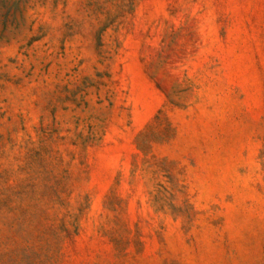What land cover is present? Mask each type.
Returning a JSON list of instances; mask_svg holds the SVG:
<instances>
[{
	"label": "rangeland",
	"instance_id": "obj_1",
	"mask_svg": "<svg viewBox=\"0 0 264 264\" xmlns=\"http://www.w3.org/2000/svg\"><path fill=\"white\" fill-rule=\"evenodd\" d=\"M89 2L0 10L5 213L57 264H264V0Z\"/></svg>",
	"mask_w": 264,
	"mask_h": 264
},
{
	"label": "trees",
	"instance_id": "obj_2",
	"mask_svg": "<svg viewBox=\"0 0 264 264\" xmlns=\"http://www.w3.org/2000/svg\"><path fill=\"white\" fill-rule=\"evenodd\" d=\"M20 0H0V10L5 19L15 9ZM87 5L95 4L98 13L96 19L104 27L121 22V19L133 11L135 0H104L101 6L98 0H90ZM3 178V174L0 173ZM9 187L5 181L0 183V264H57L59 250L55 238L67 232L61 223H55L48 217L8 216L5 210L12 204L8 197ZM22 226L27 229L22 230Z\"/></svg>",
	"mask_w": 264,
	"mask_h": 264
}]
</instances>
